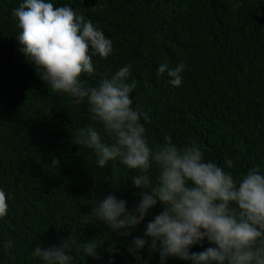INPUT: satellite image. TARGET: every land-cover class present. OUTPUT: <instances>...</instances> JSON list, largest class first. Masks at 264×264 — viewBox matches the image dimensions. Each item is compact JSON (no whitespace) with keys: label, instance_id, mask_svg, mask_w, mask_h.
I'll return each mask as SVG.
<instances>
[{"label":"trees","instance_id":"16d2710c","mask_svg":"<svg viewBox=\"0 0 264 264\" xmlns=\"http://www.w3.org/2000/svg\"><path fill=\"white\" fill-rule=\"evenodd\" d=\"M22 0H0V189L9 194L0 219V264H40L35 245L60 246L74 235L81 243L98 242L97 257L75 264H137L127 239L91 215L108 194L128 201L139 197L130 171L118 162L101 169L94 153L76 144L78 130L97 127L86 104L54 93L42 71L20 52L19 29L12 15ZM70 5L113 41L106 59L93 56L90 85L105 73L131 65L133 106L148 115L150 143L171 135L177 145L195 139L207 160L235 170L264 171V0H53ZM183 62L180 87L156 69ZM58 161L57 164L52 163ZM134 175V173H132ZM133 236H143L144 225ZM13 247L3 249V242ZM207 242L204 247H208ZM199 246L192 251H202ZM74 255V253H73ZM142 255L147 258L145 248ZM149 264H159L153 253ZM167 264H187L176 258Z\"/></svg>","mask_w":264,"mask_h":264},{"label":"clouds","instance_id":"9594fccd","mask_svg":"<svg viewBox=\"0 0 264 264\" xmlns=\"http://www.w3.org/2000/svg\"><path fill=\"white\" fill-rule=\"evenodd\" d=\"M12 15L20 30V52L41 69L42 80L54 93L86 104L89 120L97 125L80 128L76 144L91 150L101 169L115 161L131 170L138 202L130 209L127 200L110 193L98 200L91 215L113 234L132 237L127 251L137 264H149L153 253H158L159 264L170 258L187 264H264V171L252 167L238 172L232 159L223 166L207 160L191 138L177 145L165 135L163 142L150 143L141 122L148 115L133 106L136 84L128 82L130 64L102 74L94 85L82 78L94 75L93 56L106 59L112 54L113 41L70 5L22 0ZM185 67L183 62L170 67L164 60L156 75L166 74L170 85L180 87ZM8 199L0 189V219L7 215ZM157 205L161 211L145 223L143 236H133ZM196 246L203 250L192 251ZM11 247V241L3 242L4 250ZM97 247L96 240L81 243L72 235L58 247L35 245L31 255L40 264H75L80 256L98 258ZM108 251L112 264L118 249L113 245Z\"/></svg>","mask_w":264,"mask_h":264}]
</instances>
